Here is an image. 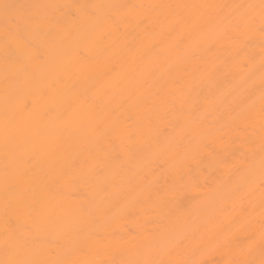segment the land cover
Segmentation results:
<instances>
[{
  "label": "bare ground",
  "instance_id": "obj_1",
  "mask_svg": "<svg viewBox=\"0 0 264 264\" xmlns=\"http://www.w3.org/2000/svg\"><path fill=\"white\" fill-rule=\"evenodd\" d=\"M4 3L57 6L40 11L72 35L36 37L54 46L43 62L13 54L0 7V259L6 206L55 171L65 199L42 259L226 264L243 249L259 264L261 0ZM29 156L30 175L6 192V165Z\"/></svg>",
  "mask_w": 264,
  "mask_h": 264
},
{
  "label": "snow or ice",
  "instance_id": "obj_2",
  "mask_svg": "<svg viewBox=\"0 0 264 264\" xmlns=\"http://www.w3.org/2000/svg\"><path fill=\"white\" fill-rule=\"evenodd\" d=\"M4 13V37L6 47L9 43L14 44L13 54L16 49L23 50L32 60L37 62L45 61L46 57L51 54L53 48H42L39 44L34 43V39L41 34L47 36L52 32L61 34V43L67 41L72 31L64 25V22L56 17H50L41 13V9L57 7L51 5L37 4H11L4 3L0 5ZM59 7H79V6H59ZM96 8L111 7L105 5H96ZM188 7V6H184ZM211 7V6H200ZM254 7V6H248ZM252 26V18L242 19L237 27L249 28ZM260 31L264 34V0L260 5ZM74 56L86 55L82 48L73 49ZM57 120H70V114L65 111L58 113L55 117ZM261 156L260 166V190L262 196V207H264V106L261 109ZM10 121L6 118L5 124V146L9 144L8 125ZM6 153V159H7ZM31 156L28 159L20 158L15 161L11 168L5 167V190H17L19 186L13 182L15 177L29 176L28 167ZM60 177L52 171L49 177L39 185L38 193H32L28 189L26 195L20 191V195L15 202L13 214L9 215L5 211V235H4V258L0 259V264H73L69 261L48 260L40 258L44 251V245L49 243V232L60 225L61 205L65 199V193L61 187ZM261 243L264 246V220L261 221ZM244 250L240 249L233 257L226 261V264H255L254 261L244 259ZM92 264V262H84ZM111 264H207L206 261L197 260H171V259H137L126 261H113ZM264 264V258L259 261Z\"/></svg>",
  "mask_w": 264,
  "mask_h": 264
}]
</instances>
